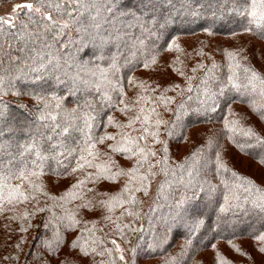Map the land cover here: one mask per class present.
<instances>
[{
	"label": "trees",
	"instance_id": "obj_1",
	"mask_svg": "<svg viewBox=\"0 0 264 264\" xmlns=\"http://www.w3.org/2000/svg\"><path fill=\"white\" fill-rule=\"evenodd\" d=\"M17 1L0 0V9ZM98 2L103 7L96 22L101 25L99 32L108 38L102 49L97 47L99 41L92 42L89 38V33L95 34V29L89 28L85 33L72 27L53 39L55 30L48 31L39 23H29L22 11L18 12L15 28L7 33L0 32V76L7 78L4 91H0V177H8L6 181L0 180V194L7 197L10 189L6 185H19L29 196L27 200L9 202L5 199L0 203V264H112L113 261L115 264H150V261L151 264H170L171 258H175L174 264H219L218 257L228 264H254L243 252L245 263L227 259L220 251L221 244L251 240L264 256L259 250L261 243L254 238L264 232V212L250 203L220 211L224 203L221 180L230 179V173L221 170L217 174L216 153H220L229 169L264 189V182L260 180L264 165L258 162L264 156V148L254 147L241 152L237 145L245 143L246 138L241 132L230 133L225 128L227 118L264 136V119L249 106V100L258 97H241L229 92L231 99L225 103V98H220V106L214 112L206 110L208 106L202 105L201 100L203 79L212 74L220 79L227 75L226 52L237 53L236 59L242 65H248L264 76V29L249 25V18L236 11L242 9L246 0H159L158 10L144 17L147 22L143 27L140 23H130V15H121L130 10L140 15L138 0H118L116 5L112 4L115 0ZM209 2L214 4V9L207 8ZM202 3L205 7L198 9L201 14L192 16L191 10ZM108 8L112 11H107ZM216 10L219 13L213 15ZM92 13L95 14V9ZM153 15L157 18L154 24L151 23ZM165 15L168 16L163 18ZM166 18L168 22L161 28ZM83 20L85 24L92 23L88 13ZM23 24H27V28ZM169 45L173 46L170 48ZM153 55L156 63L145 68L144 61ZM112 57L116 58L119 71L109 68ZM41 64H47L48 69L59 64L60 70L46 74L40 69ZM81 64H86L96 75L81 72L92 85L85 88L81 84L70 92L69 78L80 70ZM214 64L215 69L212 68ZM193 68H196L195 72ZM174 69H179L183 75ZM100 70L108 80H119V88L123 90V99L130 111L120 110L124 105L118 103L119 92L113 91L101 78ZM18 73L20 78L13 79ZM38 75L42 77L39 81L35 79ZM189 77L192 78L190 81ZM96 83L101 85L100 91H97ZM208 84L214 91L218 88V81L209 79ZM104 91L112 97L111 107L103 100ZM40 96L44 99H39ZM139 96L147 97V100L138 101ZM161 96L171 98L172 102H161ZM56 98H60V108L56 107ZM45 102L49 105L47 108ZM85 102L90 107H84ZM78 105V115L92 112L96 116L91 129L94 138L105 134L116 137V140L105 139L103 143H97L99 156L93 160L94 165H103L110 158L114 162L110 168L112 173L133 168L136 158L113 152L109 145L120 140L122 131L138 136L143 127H148L139 121L132 128L123 130L115 125L127 124L131 117L139 114L141 106L145 114L155 109L150 118L153 128L156 120L162 121L156 142L151 136L138 141L156 153L149 157L155 165L152 169L155 175L148 178L147 195L144 191H135L139 182H132L125 199L134 195V204L124 203L108 211L101 202L120 193L129 177L125 180L124 175L115 179L98 176L96 167L73 173L71 167H59L56 160L50 158L42 177L29 178L42 183L43 192H34L28 180L16 178L26 162L28 167L32 166L30 161L34 159V152L25 149L33 141L50 157L63 152L57 159L64 165H75L76 153L73 156L68 153L83 144V135L78 130L82 121H75L76 126L68 133H63L62 129L69 123L65 110ZM229 108L235 115L229 114ZM49 112L56 115L55 120L47 118ZM42 113L46 118L40 119ZM109 117L113 120L111 124ZM200 150L198 173L193 171L190 177L188 169L192 165V154L200 153ZM164 157L167 158L166 165L162 162ZM181 164L183 168L179 167ZM255 164L263 170L257 168L254 176L248 167ZM162 169H166V173ZM146 170L147 164L140 171ZM64 172L67 174H62ZM79 180L84 184L74 189L72 186ZM211 185L217 190L209 198ZM68 192H74L76 198L60 199ZM181 200L184 203L178 206ZM66 213L74 214L78 222L69 226L67 218L61 219ZM200 220L203 223L197 227ZM119 239L127 246L126 262L119 259L112 243ZM85 240L88 241L86 253L80 247ZM189 240L190 244H186ZM210 250L214 254L209 261L200 259ZM64 251H67L65 255Z\"/></svg>",
	"mask_w": 264,
	"mask_h": 264
},
{
	"label": "snow or ice",
	"instance_id": "obj_2",
	"mask_svg": "<svg viewBox=\"0 0 264 264\" xmlns=\"http://www.w3.org/2000/svg\"><path fill=\"white\" fill-rule=\"evenodd\" d=\"M170 2V0H169ZM159 0H138V8L141 12L140 15H137V11L130 10L129 12H122L121 15H130L132 17L131 22L140 23L143 27L145 21L144 17L147 16L150 12H155L158 10ZM74 6V7H73ZM103 7L102 4L98 2V0H22L21 3H17L14 5L12 9V17L8 16H0V32L7 33L10 29L16 27V20L19 18L17 10L23 12V14L27 17L29 23H39L40 26L48 31H54L53 39L58 38L59 36L64 35L65 30H71L72 27H75L77 32H85L88 33L89 28L95 29V34L89 33V38L92 42L99 41L97 47L103 48L104 45L107 43V37H105L102 33L99 32L101 27L100 23L96 22L97 18L100 16L101 8ZM205 5L202 3L197 6L196 9L191 10L192 16H199L201 13L198 11L200 8H204ZM214 4L209 2L207 4V8L214 9ZM95 9V14L92 13V10ZM147 10V11H145ZM107 11L111 12L112 9L108 8ZM236 11L239 15L244 16L246 15L248 19L249 25H254L258 29H264V0H246L243 4L242 9L237 8ZM85 13H88V19L92 23L85 24L83 17ZM215 15V11L212 13ZM38 18V19H34ZM156 16H152L151 23H156ZM168 22L167 18L164 23L160 25L161 28L165 26ZM23 23V22H21ZM23 27L27 28V24H23ZM246 31H251V28H246ZM83 40V37H82ZM142 43V42H141ZM173 45H169L171 48ZM226 56L228 57L227 63V75L220 79L216 77L214 74L202 80L203 87V98L201 100L202 105H207L208 111H215L217 107L220 106V98H225V103L231 99V96H228L229 92H235L241 97L249 96V97H258V99H250L249 106L252 110L258 113L262 119H264V76H261L254 68L248 65H242L239 60L236 59L237 53L235 52H226ZM101 59L103 56L101 55ZM48 63H51L49 61ZM156 63V57L153 55L149 59L144 61V67L148 68L150 65H154ZM71 67V65H68ZM98 67V66H97ZM202 67V65H201ZM217 66L214 64L212 66L215 69ZM80 70L73 74L70 79V92L73 88H78L79 85L83 84L85 88H88L92 85V81L89 79H85L81 76V72L85 74L90 73L92 76L96 75V72H93L91 69L87 67L86 64H81L79 66ZM110 69H114L115 71H119V67L116 62V58L112 57V63L109 65ZM40 69L45 70L46 74L49 72H58L60 70V65L56 64L53 66L52 69H48L47 64H41ZM175 71H179L181 75L183 72L179 69H174ZM35 71V70H34ZM101 71V78L107 81L108 86L113 91L119 92V100L118 103L124 105L122 109L123 112L130 111V106L125 104L123 99V90L119 88V80L115 82L108 80L107 77L104 75L103 70ZM193 72L196 71V68L192 69ZM212 69H209L211 72ZM242 73V74H241ZM67 75V73H65ZM19 77V73L17 77H13V79H17ZM35 79L37 81L41 80V76H36ZM189 81L192 79L191 77L188 78ZM212 79L214 81H218V88L214 91L211 86L208 84V80ZM7 78L5 76H0V91H4L5 84ZM56 81L59 83L60 77L56 76ZM129 83H131V78H129ZM260 85L257 88V85ZM14 87V86H13ZM97 91H100L101 85L99 83L95 84ZM143 88L144 85L141 84ZM178 87V86H177ZM191 91V87L188 88ZM16 94V93H13ZM74 94V93H72ZM103 100L107 103L109 107L112 106V97L109 95L108 91H104L102 93ZM39 99L43 100L44 97L40 96ZM57 99L56 107L60 108L61 104L59 103L60 98ZM161 102L171 103V98H166L161 96L159 98ZM139 100H147V97L139 96ZM49 105L45 102V108ZM183 106V105H181ZM84 107H90V105L85 102ZM80 106L78 105L76 108H72L69 110H65V118L69 121L68 125L62 129L63 133H68L70 128L75 127V121L80 120L82 121V127H79V131L83 135V144L79 145L78 148H73L69 151L68 155L74 156L75 165H64L61 160L57 159V157H62L63 152H56L55 155L46 154L41 146L35 141L28 144L26 146V151L34 152V159L30 161L31 167H28V162H26L17 172L16 178L20 180H28L29 185L34 192H43L44 185L42 183H35L30 180V177H36L39 179L42 177L45 169L46 162L51 158L56 160L57 165L59 167H71V172L75 173L78 170H82L86 167H96L98 169V176L106 175L108 179H115L117 176L124 175L129 177L128 183H126L121 190L120 193L110 196L107 201H102L107 207L108 211H112L113 208L117 205H123L124 203L134 204L135 197L134 195H129L127 199H125V194L130 192V185L133 181L139 182V187L135 188V191H144L145 195H147V182L149 176H154L155 173L152 169L155 167L153 163L149 161V157H154L156 155L155 152L148 149L146 146H142L138 143V141L145 140L148 136H151L153 142H156L158 139V127L162 121L156 120L154 122L155 128L152 127L151 122V115L155 112V109H150L147 114H145L144 107L139 108V114L133 116L129 119L127 124H119L117 123L115 126L121 128L122 130L125 128H132V125L137 123L138 121L141 125H148V127H143L142 132L137 135H130L128 132H121L120 140L116 141V143L109 145L113 152H123L127 153L129 158L135 157L136 163L133 168L128 169L127 171L123 169H118L115 173L110 171L111 165L114 163L109 158V161L105 164H93V160L98 158L99 153L96 151V144L103 143L105 139L116 140L115 136H110L105 134L104 136H100L98 138H94L91 135V129L94 126V122L96 120V116L93 115L92 112H79ZM229 114L235 115L231 112L229 108ZM141 115L143 119L141 120ZM46 118L45 115L42 113L40 119ZM47 118L52 120L56 119V115L49 112L47 114ZM108 123H113L112 117H109ZM225 128L228 129L230 133L234 132H241L242 135L246 138L245 143L238 144V148L241 152H245L246 149L260 147L264 148V136H260L257 134L252 128H242L239 126V122L236 120L229 121L227 118L225 119ZM135 131V129H133ZM2 135V132H0ZM248 141H251L249 143ZM211 146V141L209 142V147ZM60 148H63V145H59ZM167 149H165V152ZM248 155H252V153H247ZM202 155V150L200 153L194 152L192 154V165L189 166L188 175L191 177L193 171H197L198 173V166L200 164V158ZM162 162L166 165L167 158H162ZM261 165H264V156L260 158L258 161ZM160 163V162H157ZM147 164V170L144 173H141V169L144 165ZM179 167L183 168L184 165L181 164ZM216 170L217 174L219 175L221 170L225 173H230V179H222L221 183L224 186V194L223 200L224 203L220 206V211H227L230 207H243L245 203H250L254 208L259 209L260 211L264 212V189L258 187L253 180L240 175L236 171L229 169L221 159L220 153H216ZM165 171L166 169H162ZM64 175L67 172L62 173ZM8 177H0V180L6 181ZM84 184L83 180L77 181V184L73 185L74 189L79 188L81 185ZM10 191L8 196L5 197L0 194V203H2L5 199H8L9 202L11 200L19 199V200H27L29 198L23 191L20 190L19 185H6ZM161 189H163V185H161ZM216 186L211 185L209 189V198H211L212 193L216 192ZM203 191V189H201ZM241 193H246V195H241ZM45 195L47 193H44ZM71 196L72 198H76V194L74 192L65 193L60 199L64 200L67 197ZM34 198V196H33ZM52 199H56V197H51ZM184 203L183 200L178 202V206ZM130 215L132 213H129ZM67 218L69 221V226L74 225L78 221L75 220V216L72 213H66V217H61V219ZM106 219H110V217H105ZM203 221L200 220L197 223V227L202 224ZM118 227V226H117ZM257 241L261 243L260 251L264 252V232H260L259 235L254 237ZM93 244L95 241L92 242ZM113 245H115L116 252H120L121 249L116 241H112ZM186 244H190V240L186 241ZM88 241L85 240L83 244L80 245L81 251L86 253L87 251ZM76 244H73L75 247ZM213 247H215L213 245ZM94 251V249H92ZM239 251V249H236ZM135 251V249H133ZM183 254V253H182ZM120 260L124 259L123 255L119 256ZM175 258H171L170 264H174ZM219 264H228L226 260L223 258L218 257ZM115 264V261L112 262Z\"/></svg>",
	"mask_w": 264,
	"mask_h": 264
},
{
	"label": "rangeland",
	"instance_id": "obj_3",
	"mask_svg": "<svg viewBox=\"0 0 264 264\" xmlns=\"http://www.w3.org/2000/svg\"><path fill=\"white\" fill-rule=\"evenodd\" d=\"M117 1L118 0H115V3H112V4L116 5ZM21 2H22V0H18L15 4L21 3ZM15 4H6V5L2 6L1 9H0V16L12 17V9H13ZM174 9L175 8H173V11H175ZM17 12H20V10H17ZM172 12L169 13V14H172ZM182 12H184V10H182ZM218 13L219 12L216 10L215 14H218ZM167 16L168 15H165V16H163V18H165ZM257 168H261V167L259 165L255 164L251 168L248 167V170H249V172H251L252 175L255 176V172H256L255 170H258ZM261 169L263 170V168H261ZM125 180H127V176H125ZM260 180L262 182H264V175L261 176ZM152 188H153V186H152ZM124 243L125 242H123L122 240L116 242V244H118L120 249H121V251L119 253L117 252V254H118V257L120 255H123L124 256L123 262H126V260H125V251H127V246ZM257 243H260V242L258 241ZM237 248L239 249V251L236 250ZM220 251H221L222 255L224 257H226L227 259H232L234 261L244 262L245 263V258H246L245 255H249L251 257L249 259L250 263L253 262L254 264H264V256L258 252V249L256 247H254V244L252 243L251 240H242L241 243H237V242L233 243V242H231L229 244H221ZM242 252L245 253V255ZM66 253H67V251L63 252L64 255ZM213 254H214L213 250L207 251V252L202 254L200 259H202L204 261H209ZM55 261L57 263L58 262V258H56ZM151 262L152 261H150V264H151Z\"/></svg>",
	"mask_w": 264,
	"mask_h": 264
}]
</instances>
